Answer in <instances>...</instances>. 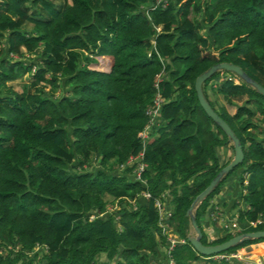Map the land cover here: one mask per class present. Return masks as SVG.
<instances>
[{
	"label": "trees",
	"instance_id": "trees-1",
	"mask_svg": "<svg viewBox=\"0 0 264 264\" xmlns=\"http://www.w3.org/2000/svg\"><path fill=\"white\" fill-rule=\"evenodd\" d=\"M150 2L0 0V264H95L99 253L103 264H151L165 257V229L182 239L170 250L173 264H243L213 255L264 240L202 255L186 240L185 214L228 162H219L218 147L232 150L199 105L194 77L224 60L264 86V0ZM26 53L35 60L20 59ZM23 73L30 75L20 90L4 92ZM201 88L243 154L192 209L200 240L214 243L233 233L210 239L199 217L231 172L238 198L229 209L243 203L240 231L264 228V134L251 129L264 131V96L223 68ZM155 91L162 98L157 124L141 145L136 133ZM218 94L241 101L229 112L217 105ZM141 148L143 182L127 174L132 165L113 171ZM91 159L98 166L84 168ZM105 194L118 204L108 212ZM156 199L167 206L160 219ZM37 244L39 253L24 251Z\"/></svg>",
	"mask_w": 264,
	"mask_h": 264
},
{
	"label": "water",
	"instance_id": "water-1",
	"mask_svg": "<svg viewBox=\"0 0 264 264\" xmlns=\"http://www.w3.org/2000/svg\"><path fill=\"white\" fill-rule=\"evenodd\" d=\"M150 5H152V2H150ZM220 68L232 71L245 82L249 83L255 89L256 92L264 96V86L252 79L250 76H248L239 65L229 61L223 60L214 62L194 77L193 88L199 105L201 106L205 114L209 116L211 120L220 127V129L226 135L227 140H229L232 145L231 158L228 160L227 163H225L219 168V170L209 180V182L194 196V198L185 210V214L189 216L190 225L193 230L192 233H188L186 235V240L197 253L202 255H209L212 253L220 252L222 250L227 249L229 246L240 243L243 240L264 237L263 228L240 231L219 242L203 243L200 240V228L197 225L196 220L193 216L192 209L194 207V204L200 202L202 198H204L214 188V186L220 180L221 176L225 174L228 170H230L232 167H234L236 164H238L242 160L243 156L237 136L234 134L228 123L223 118H221L219 114L211 107L202 92V81L206 79L212 72Z\"/></svg>",
	"mask_w": 264,
	"mask_h": 264
},
{
	"label": "rangeland",
	"instance_id": "rangeland-1",
	"mask_svg": "<svg viewBox=\"0 0 264 264\" xmlns=\"http://www.w3.org/2000/svg\"><path fill=\"white\" fill-rule=\"evenodd\" d=\"M56 1H60V0H56ZM23 26L25 28H29L31 26V23H28L27 22ZM20 59H22L24 61H28V60L31 59V61L32 60L34 61L35 60V54L34 53H26L25 55L21 56ZM29 75L30 74H28V73H23V74L19 75L17 78H15L13 80L7 81L6 84H5V86H4V88H3L4 89V92L8 93L10 89L20 90L21 85L23 83L27 82V80L29 79ZM161 75H162V73H161ZM63 89H64V87H61V88L57 89L54 92V95L55 96L59 95L60 93H62ZM215 99H216L217 105L224 104V106L228 109L229 112H233V110H234L233 102L234 103L235 102L238 103V102L241 101V97H236L233 100V102L228 103L226 100H224L222 98V96L220 94H218ZM259 125L260 126H264V122L263 121L260 122ZM251 129L258 136H261V135L264 134V131L259 132L258 129H253V128H251ZM229 149H231V148L228 146V150ZM230 151H231V153H230ZM230 151H229V153H230L229 156H232V150H230ZM218 154H219V151H218ZM221 154L224 155V156H226L227 153L224 150ZM224 156H223V159H226L227 157H229V156H226V158H224ZM96 166H98L97 161L91 159V160H89V162L85 163L84 168H86V169H92V168H94ZM121 169H122V167L118 166V168H116L113 171L118 172ZM233 175H235V173L234 174H232V172L229 173L226 176V179H231ZM236 177H237V175H235V178ZM226 189H227V187L225 185H221V188L219 190L220 192H218V194L221 193V192H223V191H225ZM228 191H230V189H228ZM241 191H243V189H241ZM232 196H233V198H236V197L238 198L237 192L235 194L233 193ZM104 199L107 201V204H106V208H107L106 209V212L110 211L114 207H117L118 204L116 203V200L115 199H112L110 195L105 194ZM211 200H212V198H211ZM213 200H215V199H213ZM221 201H217V203H212L211 204L212 201L208 200V202H209V205L208 206L209 207L212 206L211 209H210V211L213 210V211L219 212L218 213V217H216V219H215V217H212L211 219H209L210 217L208 218L210 220V227H208L209 228V230L207 232L208 235L207 234L206 235L208 237H210V239L214 238L215 236H220V235H222V234H224L226 232H232L233 234L238 233V232H240V230L244 226L243 223H239L236 220V215H237V210L236 209L238 208V206H243V203L239 200V203H238L239 205H237L234 208L228 209V211H225V213L223 214L222 213L221 203H220ZM130 202H133V199H130ZM162 205H163L162 206L163 209L161 211L162 212L161 214H165V212H164L165 211V207H167L165 200L162 201ZM214 205L220 206L221 207V210L217 206L216 207H213ZM209 215H210V213H209ZM205 217H207V212L205 213ZM211 220H216L215 221L216 224H213L212 223L213 225L211 226ZM214 225H216V226H214ZM192 232H193V230L191 228L190 233H192ZM251 244H252V248L249 245V249H247L248 247H238L236 250L237 251L238 250L241 251V255H240L241 257L240 258L236 257V258H232V259L238 260V261H240L243 264L244 263L245 264H264V240H259L257 242H252ZM15 248H17V246L14 247L13 253L15 251ZM160 248H163V246L161 245ZM31 249H32L31 251L30 250H24V251L28 255H30L33 252V250L39 253L40 250H41V246L37 244V245H34ZM0 252L1 253H4L6 251L4 249H0ZM114 259L115 258H113V260H111V263L114 261ZM95 260H96L95 264H103V262L105 263L106 258L104 256V253H99ZM107 262L109 263V261H107ZM150 262H151V264H154V262H156V260L155 259H153V260L150 259ZM14 264H20V261H17Z\"/></svg>",
	"mask_w": 264,
	"mask_h": 264
},
{
	"label": "built area",
	"instance_id": "built-area-1",
	"mask_svg": "<svg viewBox=\"0 0 264 264\" xmlns=\"http://www.w3.org/2000/svg\"><path fill=\"white\" fill-rule=\"evenodd\" d=\"M152 2L165 4L166 0H152ZM159 78H160V75L156 74V77L153 81V85L155 87L157 86V81L159 80ZM161 102H162L161 96L159 95L158 91H155L151 99V102L147 104L144 109V114L147 116L146 122L144 123L142 128L138 130L136 133V136L139 138L141 145H143L144 139L147 137L150 128L153 125L157 124L158 115H159V107H160ZM142 154H143L142 148L135 153L128 154L127 158L123 162H121L119 166L125 167L127 165H132L131 171L127 174L133 180H140L143 182V179L141 178V172L145 169L146 164L142 159ZM141 194L144 197L149 196V193L147 191H142ZM154 204L156 205V208L159 212V219H160L163 216V214H161L162 213L161 211L163 209L162 201L156 199L154 201ZM218 213L219 212H216V211H210V214L212 215V217H218ZM163 227L164 226L162 225V228ZM164 232H165V245L163 246L162 250L165 253V257L159 259L158 261L156 260L154 264H173V259H172L170 250L172 249V246L175 243H177L178 241H182V239L177 237V235H175L171 230L165 229ZM240 255H241V251L235 250V251L228 252V253H223V252L217 253V254H214L213 256L214 257H224L226 259H232L236 257L240 258L241 257Z\"/></svg>",
	"mask_w": 264,
	"mask_h": 264
},
{
	"label": "crops",
	"instance_id": "crops-1",
	"mask_svg": "<svg viewBox=\"0 0 264 264\" xmlns=\"http://www.w3.org/2000/svg\"><path fill=\"white\" fill-rule=\"evenodd\" d=\"M228 146H229V143H225V144H222V145H220L218 147L217 152L219 151V154H218L219 162H224L225 160H227V159L229 160L231 158V156H229L230 153H231V151H230L231 149L228 150ZM224 150L227 153L226 156H229L230 158L229 157L226 158V156H224V155L221 154ZM229 151H230V153H229ZM223 156L226 159H223ZM236 178H235V175H233L231 179H226L225 178L224 181L222 182V185H225L227 187V189L225 191L219 193V194H218V192H220V191H218L217 193H215L211 197L212 200L210 199V201H212L211 203H217V201H221L222 200L220 203H221L222 213L223 214L225 213V211H228L229 204H230L231 200L233 199V196L232 195H233V193L235 194V192H236V189H237L236 183H235L236 182ZM228 189H230V191H228ZM213 199H215V200H213ZM216 206L219 207V209L221 210V207L218 206V205H214L213 207H216ZM210 209H211V207H209L207 205L206 210H205V213L207 212V217H205V213H203L199 217V222L202 225V227L205 230V232H206L207 235H208L207 232L209 230L208 227H210V220L208 219V214L210 213ZM249 245L252 248V244L250 243ZM155 260L158 261L159 260L158 257Z\"/></svg>",
	"mask_w": 264,
	"mask_h": 264
}]
</instances>
